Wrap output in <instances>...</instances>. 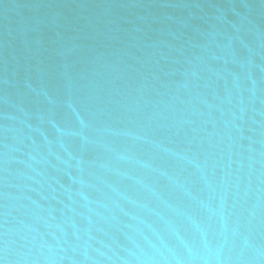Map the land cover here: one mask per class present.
<instances>
[{
	"label": "water",
	"instance_id": "water-1",
	"mask_svg": "<svg viewBox=\"0 0 264 264\" xmlns=\"http://www.w3.org/2000/svg\"><path fill=\"white\" fill-rule=\"evenodd\" d=\"M0 264H264V0H0Z\"/></svg>",
	"mask_w": 264,
	"mask_h": 264
}]
</instances>
